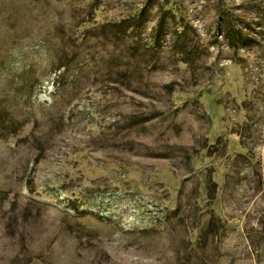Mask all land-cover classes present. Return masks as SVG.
Wrapping results in <instances>:
<instances>
[{
  "label": "rangeland",
  "instance_id": "1",
  "mask_svg": "<svg viewBox=\"0 0 264 264\" xmlns=\"http://www.w3.org/2000/svg\"><path fill=\"white\" fill-rule=\"evenodd\" d=\"M0 264H264V0H0Z\"/></svg>",
  "mask_w": 264,
  "mask_h": 264
}]
</instances>
